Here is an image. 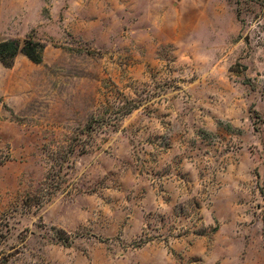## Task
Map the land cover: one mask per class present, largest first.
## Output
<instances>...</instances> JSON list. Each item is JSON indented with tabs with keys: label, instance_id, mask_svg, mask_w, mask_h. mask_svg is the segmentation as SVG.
Listing matches in <instances>:
<instances>
[{
	"label": "rangeland",
	"instance_id": "obj_1",
	"mask_svg": "<svg viewBox=\"0 0 264 264\" xmlns=\"http://www.w3.org/2000/svg\"><path fill=\"white\" fill-rule=\"evenodd\" d=\"M0 264H264V0H0Z\"/></svg>",
	"mask_w": 264,
	"mask_h": 264
},
{
	"label": "trees",
	"instance_id": "obj_2",
	"mask_svg": "<svg viewBox=\"0 0 264 264\" xmlns=\"http://www.w3.org/2000/svg\"><path fill=\"white\" fill-rule=\"evenodd\" d=\"M41 46L33 41H26L20 45L16 41L0 42V64L8 68L18 54L24 55L32 63L41 62Z\"/></svg>",
	"mask_w": 264,
	"mask_h": 264
}]
</instances>
